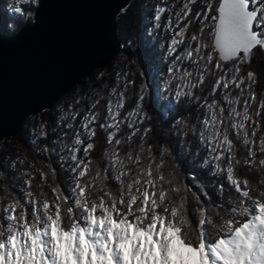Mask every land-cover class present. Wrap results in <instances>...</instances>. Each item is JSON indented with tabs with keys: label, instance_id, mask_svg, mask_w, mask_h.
I'll use <instances>...</instances> for the list:
<instances>
[{
	"label": "snow or ice",
	"instance_id": "6c2138e0",
	"mask_svg": "<svg viewBox=\"0 0 264 264\" xmlns=\"http://www.w3.org/2000/svg\"><path fill=\"white\" fill-rule=\"evenodd\" d=\"M19 5L38 12L42 0H15L11 12L24 16ZM166 12L170 63L153 99L167 96L174 117L181 105L203 116L173 119V149L150 136L143 80L116 73L107 94H82L83 115L68 106L57 138L39 146L43 167L0 160V264H264V85L253 70L264 0H172L155 7V27ZM48 136L39 123L31 144Z\"/></svg>",
	"mask_w": 264,
	"mask_h": 264
},
{
	"label": "water",
	"instance_id": "95a60500",
	"mask_svg": "<svg viewBox=\"0 0 264 264\" xmlns=\"http://www.w3.org/2000/svg\"><path fill=\"white\" fill-rule=\"evenodd\" d=\"M134 0H42L31 23L0 32V141L52 110L123 46L118 16Z\"/></svg>",
	"mask_w": 264,
	"mask_h": 264
},
{
	"label": "trees",
	"instance_id": "16d2710c",
	"mask_svg": "<svg viewBox=\"0 0 264 264\" xmlns=\"http://www.w3.org/2000/svg\"><path fill=\"white\" fill-rule=\"evenodd\" d=\"M3 3L4 0H0V32L15 34L23 26L33 21L34 14L33 16L28 17L27 13L29 11H33V13H35V9H31L29 5H19L25 10V15L20 16L13 12H7L3 8ZM147 30L148 25L146 23L145 6H142V3L139 0H136L135 2H132L130 6L122 11L118 16V36L123 46L122 50L124 55H122L123 57H120V60L118 61L119 65L115 66V69L118 70L121 75L124 72L130 73V78L135 79L137 85H139L142 80L149 85L150 93L144 101V108L151 116V127L153 128V133L150 134V136L157 141H167L172 146V148L175 149L177 147V136L175 135V131L172 127L173 119H179L181 116H184L185 118L190 119L192 122H195L198 117L203 116L204 109H197L195 106L191 105L186 108L185 106L181 105L176 108L174 117L173 114L169 112V109L164 107V105L168 104L167 96H165L159 104L155 103L152 93H154L157 86L160 85V72H163L169 66L170 59H168L165 63L163 62L160 70H155L158 65L160 66V63H157L159 52L156 49L159 44V40L152 41V36L150 38L147 37ZM245 68H247V66H245ZM109 70H111V67ZM253 70L261 74L262 85H264V57L256 56L253 58ZM103 78V80L94 84L95 94L98 91H100L102 94H107L109 86L111 85L110 87H112L114 84V79L111 74L108 76L104 75ZM105 83H107V87L102 88L101 86ZM262 85L257 86L258 91ZM205 91H207V82ZM133 100L134 94L132 90H130L128 93V105H131ZM82 104L83 102L81 101L80 105ZM189 109L192 112L191 116H188ZM44 116L49 120V124L47 125L49 130L48 139H41L38 141L37 145H32L29 137L26 134V128H24L21 136L18 139L10 140L4 146V151L0 149V160L4 159L5 157L19 156L26 158V163L34 162L36 163L37 167H43V162L47 159V157L39 153V146L42 144L51 143V141L56 139L59 135V130L55 132L52 131V129L56 127L57 122L53 121L51 113L45 112ZM189 139L192 141L191 147L193 151H195L196 141L192 137H189ZM16 142L17 147L14 146ZM103 145L104 136L103 133H101L98 129V151L93 154L95 157L100 156L99 150ZM0 148H3V145H0ZM238 155H245V151L242 147L240 148ZM200 156H204L203 150L200 152ZM53 162H55V157H53ZM54 166L58 167V165H55V163ZM187 170L188 169L186 168L185 171ZM192 171L199 173L200 169L197 167H192ZM239 171L241 173H247V169L245 168H241ZM57 175L58 180L60 182H64L66 181L68 174L66 171L60 170L58 167ZM252 176L254 178L255 174L253 173ZM37 179L39 180V177H37ZM201 179L204 180L205 184L208 183L204 176H201ZM45 191H48L47 187H45Z\"/></svg>",
	"mask_w": 264,
	"mask_h": 264
},
{
	"label": "rangeland",
	"instance_id": "374dc122",
	"mask_svg": "<svg viewBox=\"0 0 264 264\" xmlns=\"http://www.w3.org/2000/svg\"><path fill=\"white\" fill-rule=\"evenodd\" d=\"M136 0H134L133 2H135ZM138 1V0H137ZM142 3V6H145V16H146V23L148 25V30H147V37H151L152 36V41H156L159 40V44L157 46V51L159 52V58L157 59V63H160V66L156 65L155 70H160L161 69V65H163V62L165 63L168 59H170L167 55V48H168V44L170 42L171 39V34L168 32L167 28H166V17L169 15V12H166L164 14V16L162 17V20L159 22L160 23V27H155V21L153 19L154 16V10L155 7L159 4V5H163V4H170L172 2V0H139ZM15 0H4L3 3V8L7 11V12H11V7L14 6ZM180 5L177 4L176 8H179ZM194 10L196 8V6H193ZM174 11V10H173ZM189 31L191 32L192 29H189ZM123 50L116 56V58L114 59V61L112 62L111 65L103 68V69H97L95 70L90 76L85 78L84 83L77 85L71 92H69L66 96H64L61 101L56 105V107L52 110L49 111H45V112H50L51 113V117L53 119V121H58L59 116L63 113V111L68 108V106H74V107H79L81 109V115H83V111L84 108L81 107L82 105H84V97L82 94H84L85 92H88V102H91V98L95 97V93H94V84L97 83V76L100 73H103L104 75H112L113 79L116 73H119L118 70L115 69V66L119 65L118 61L120 60V57H123ZM111 67V70H109V68ZM168 68V67H167ZM167 68L163 71L160 72V85L163 84V78L164 75L167 71ZM110 72V73H109ZM104 79V78H103ZM100 82V81H99ZM114 85V84H113ZM112 85V87H113ZM111 86V85H110ZM109 86V89L111 88ZM108 89V90H109ZM235 95V93H233ZM219 95V94H217ZM79 99L80 102L82 101L83 104L82 105H77L76 104V100ZM45 112L39 113L37 115H34L32 117H30L27 121V124L25 126V131L27 136L29 137L30 141L34 138L35 133L37 131V126L39 123H46L47 125L49 124V120L44 116ZM77 124H79V121L76 122ZM21 136V134L16 137V138H10V139H4L2 141H0V145H3V148H0L1 150L4 151L5 149V145L12 139H18ZM14 140V141H15ZM15 147H17V142L16 144H14ZM23 183V179H21L19 181V183L16 184V187H19L20 184Z\"/></svg>",
	"mask_w": 264,
	"mask_h": 264
}]
</instances>
